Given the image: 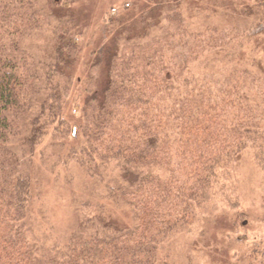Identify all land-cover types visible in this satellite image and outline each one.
Segmentation results:
<instances>
[{
  "label": "trees",
  "instance_id": "1",
  "mask_svg": "<svg viewBox=\"0 0 264 264\" xmlns=\"http://www.w3.org/2000/svg\"><path fill=\"white\" fill-rule=\"evenodd\" d=\"M143 2L131 28L110 18L100 29L103 70L88 76L72 126L64 112L80 49L66 37L71 13L51 0H0V264H195L194 224L218 209L225 239L235 230L243 213L229 193L240 155L264 161V86L221 66L223 27L190 26L180 0ZM48 135L56 163L93 182L62 243L34 213V162ZM227 250L200 253L230 264ZM245 254L264 264L258 247Z\"/></svg>",
  "mask_w": 264,
  "mask_h": 264
},
{
  "label": "rangeland",
  "instance_id": "2",
  "mask_svg": "<svg viewBox=\"0 0 264 264\" xmlns=\"http://www.w3.org/2000/svg\"><path fill=\"white\" fill-rule=\"evenodd\" d=\"M51 2L57 9L67 7L62 9L71 13L74 28L66 37L74 41L80 49L78 63L71 77L72 93L67 98L68 104L64 112L65 118L74 126L76 120L79 121L83 90L88 86V76L99 80L103 70V66L97 68L94 62L97 58L96 44L102 40L100 29L110 18L121 20L127 29L131 28V11L133 9L137 11V4L140 7L144 2L143 0H51ZM258 3L261 5L259 6ZM262 3L264 4L263 1L257 0H180L186 16H190V26L198 27L207 23L225 29L224 40L229 43V46L221 52L225 56L221 66L226 69H232L235 65L242 67L247 72L243 73V80L254 87L255 84L264 86V6ZM195 7L214 12L208 16L207 12L202 15L201 12L196 14L192 11ZM237 13L240 15L236 16ZM204 18L208 20L205 21ZM107 41L110 45L112 36L107 38ZM220 58L223 59L219 56L217 59ZM225 73L228 75V82L232 81V70ZM250 75L259 79H254L253 82V77ZM56 145L57 141L54 137L48 135L35 158L37 175L34 184L36 189L34 188L33 191L36 193L37 204L34 213L42 219L39 220L44 229L42 233L50 234L55 237L57 243H62L77 220L75 203L85 197L93 182L86 179L80 169L73 164L56 163L54 157ZM253 152L249 149L240 155L237 179L232 192L229 193L230 203L238 204L243 215H240L235 230L229 233L228 240L225 239L226 232L223 230L225 211L220 212L216 209L217 211L210 218L204 217L192 226L193 237L191 238L198 243L195 248L199 251L196 254L199 257L194 259L195 264H217L211 256L210 259H202L200 252H206L209 255L213 253L217 258L214 249L222 248L228 249L227 258L230 264H248L245 252L246 250L249 252L253 246L258 247L261 252L258 262L264 263V161L261 166L256 163ZM221 206L219 205L220 208ZM52 226L54 231H47L52 229ZM203 236L213 237L215 240L211 243L209 241V247H206L204 242H198L203 239ZM235 240H240V244H232ZM228 242L230 250L227 248Z\"/></svg>",
  "mask_w": 264,
  "mask_h": 264
}]
</instances>
